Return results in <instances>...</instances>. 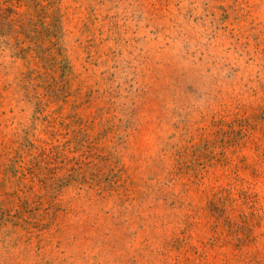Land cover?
I'll use <instances>...</instances> for the list:
<instances>
[{
    "label": "rangeland",
    "instance_id": "rangeland-1",
    "mask_svg": "<svg viewBox=\"0 0 264 264\" xmlns=\"http://www.w3.org/2000/svg\"><path fill=\"white\" fill-rule=\"evenodd\" d=\"M0 264H264V0H0Z\"/></svg>",
    "mask_w": 264,
    "mask_h": 264
}]
</instances>
